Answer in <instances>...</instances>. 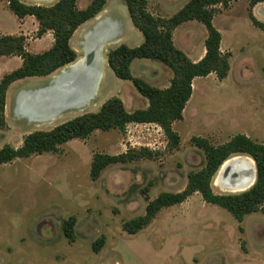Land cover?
I'll use <instances>...</instances> for the list:
<instances>
[{"label": "rangeland", "instance_id": "374dc122", "mask_svg": "<svg viewBox=\"0 0 264 264\" xmlns=\"http://www.w3.org/2000/svg\"><path fill=\"white\" fill-rule=\"evenodd\" d=\"M20 1L50 7L59 0ZM189 1L148 0L147 10L156 18L168 19ZM91 2L78 0L77 7L83 10ZM215 9L213 25L222 37V53L230 54V71L224 80L215 74L194 79L183 119L172 126L178 144L170 141L158 125L130 124L124 131H95L86 139H74L61 145L57 153L0 165V264H264V213L247 215L239 223L225 209L207 204L199 193L182 204L163 208L138 233L124 231L127 222L145 215L150 201L164 192L184 191L188 175L204 168L205 153L192 142L193 138L219 146L236 135H245L264 144V3L251 7L247 0H239L228 8L217 5ZM251 16L261 27L253 24ZM99 19L113 20L119 36L105 47L96 97L79 110L60 111L58 118L44 121L33 117L29 122L23 116L33 115L27 108V96L49 86L67 66L50 76L15 81L7 91L0 150L6 145L17 149L30 133L49 131L83 114L96 113L111 98H119L129 112L149 106L132 83L118 79L107 63L111 50L121 45L135 48L143 42L124 0H108L100 13L74 33L70 45L77 61L85 59L84 36ZM180 26L173 31L175 46L193 61L205 49L207 30L197 21ZM106 29V24H98L90 39L98 42L106 37ZM38 32L35 17L19 19L6 0L0 1L1 36H23L27 51L38 55L54 45L53 31L41 37ZM2 60L0 74L17 70L16 62L6 61V66ZM77 70V94L66 99L67 85L55 94L52 105L68 107L83 101L91 91L93 72L84 77V66ZM131 70L135 77L159 89L169 87L173 78L168 67L149 59H136ZM129 151L143 156L109 165L97 180L91 178L95 154L117 156ZM235 157L250 158L243 154ZM216 177L217 173L212 184L215 193L244 192L221 189ZM71 217L76 220L74 241H69L62 230L63 222ZM102 236L104 246L95 253L92 246Z\"/></svg>", "mask_w": 264, "mask_h": 264}, {"label": "trees", "instance_id": "16d2710c", "mask_svg": "<svg viewBox=\"0 0 264 264\" xmlns=\"http://www.w3.org/2000/svg\"><path fill=\"white\" fill-rule=\"evenodd\" d=\"M2 1V0H0ZM9 9L19 19L33 16L39 23L38 36L47 31L54 33V45L38 55L27 51L23 36H1L0 56H18L22 66L5 75L0 81V127L5 125V104L8 88L15 81L30 77H46L77 60V53L70 41L80 26L100 13L108 0H92L85 9L77 7L78 0H59L50 7L32 6L20 0H6ZM239 0H190L179 12L168 19L156 18L147 10L148 0H124L133 25L142 34L143 42L135 48L121 45L107 55V63L118 79L130 81L138 93L148 100L146 109L129 112L119 98L107 100L96 113H87L67 121L49 131H36L27 135L19 148L6 145L0 150V165L16 159H27L33 155L57 153L59 147L74 139H86L95 131H124L130 124H155L160 126L174 144L179 137L173 130V124L183 119V112L193 93V81L196 78L215 74L224 80L230 71V54L222 53L220 32L214 27L215 7ZM251 7L264 3V0H247ZM256 27L259 22L251 16ZM197 21L207 30L205 56L194 63L173 42V31L183 23ZM136 59H149L168 67L173 78L170 86L159 89L151 86L132 74L131 66ZM192 142L205 153L206 164L198 172L188 175V185L180 193H161L150 201L145 215L127 222L124 231L134 235L144 229L163 208L184 203L195 193H199L207 204L219 206L228 211L239 223L247 215L264 213V144H259L245 135H236L230 141L213 146L201 138ZM247 155L255 164L256 179L247 191L237 194H217L213 191V180L221 166L237 155ZM139 153L110 156L95 154L91 163L90 176L97 180L102 171L112 164H124L142 157ZM249 158V159H250ZM74 217L63 222V233L69 241H74ZM105 237L97 240L92 248L95 253L101 251Z\"/></svg>", "mask_w": 264, "mask_h": 264}, {"label": "bare ground", "instance_id": "6f19581e", "mask_svg": "<svg viewBox=\"0 0 264 264\" xmlns=\"http://www.w3.org/2000/svg\"><path fill=\"white\" fill-rule=\"evenodd\" d=\"M38 1H53V0H38ZM98 19V18H97ZM119 23V22H118ZM98 24H106V37L102 38L98 42H94L90 39V34L93 29ZM119 36L118 25L110 19H99L96 25L89 31L86 32L82 45V53L86 55L85 59L80 63V61H75L74 63L68 65L66 69L62 70L60 74L54 77L51 84L45 88L33 91V93L27 96L28 98V111L33 115H29V118L36 117L38 119H43L44 121L52 120L61 116L60 111L68 109L79 110L90 98L96 97L98 87L101 81L103 73L104 64V51L108 43L113 44L117 41ZM83 65L85 68L84 77L90 76V89L91 91L84 96L83 101L78 103H70L71 105L60 106L59 104L52 105L55 103V94L62 91L68 85V97L71 98L72 95L77 94L75 91V85L79 79L78 68ZM75 92V93H74ZM71 94V95H70ZM94 97V98H95ZM93 98V99H94ZM91 99L90 101H92ZM67 104V103H66ZM45 115H38V114ZM62 113V112H61ZM34 121V120H33ZM37 121V120H36ZM242 168V169H240ZM225 174V177L231 180L233 188L229 192H241L246 191L254 185L256 179V169L254 162L249 158H239L234 157L227 160L220 168L218 174ZM217 174V175H218ZM221 176V175H220ZM224 177V178H225ZM240 182V184H238ZM221 185L223 184L220 182ZM227 187V186H226ZM229 187V186H228ZM230 188V187H229Z\"/></svg>", "mask_w": 264, "mask_h": 264}, {"label": "crops", "instance_id": "0c3cea01", "mask_svg": "<svg viewBox=\"0 0 264 264\" xmlns=\"http://www.w3.org/2000/svg\"><path fill=\"white\" fill-rule=\"evenodd\" d=\"M181 27V26H180ZM174 36H175V32H174ZM173 36V42H174V44H175V37ZM43 39H44V37H43ZM42 39H40L39 41H41ZM178 49H180V48H178ZM181 50V49H180ZM182 51V50H181ZM205 53H206V49H203L200 53H199V56H198V58H196V59H194L193 60V62L194 63H197V62H199L204 56H205ZM0 59H3L2 61H3V63L5 64V62L7 61H9V62H11V61H14V62H16L17 63V69L19 68V67H21L22 66V63H23V61H22V59L20 58V57H6L5 59H4V57H0ZM191 59V58H190ZM6 66H7V64H5ZM4 65V67H6ZM5 73H7V72H2L1 74H0V79L3 77V75H5ZM10 73V72H9ZM30 79V78H29ZM21 81H27V79H25V80H21ZM21 81H19V83L21 82ZM13 85H15V83L13 84Z\"/></svg>", "mask_w": 264, "mask_h": 264}, {"label": "flooded vegetation", "instance_id": "af4514ba", "mask_svg": "<svg viewBox=\"0 0 264 264\" xmlns=\"http://www.w3.org/2000/svg\"><path fill=\"white\" fill-rule=\"evenodd\" d=\"M83 43V42H82ZM23 114V113H22ZM23 116L26 118V119H28V121L30 122L31 121V119L28 117V115H25V114H23ZM240 169H242V168H240ZM221 175V176H220ZM225 174L222 172L221 174H218L217 175V177H216V184L221 188V189H223V190H226V191H229L230 189H232L233 188V184H232V182H231V180L230 179H228L227 177H225ZM220 182H222L223 184L221 185V183ZM238 184H240V182H238ZM227 186V187H226ZM230 188H229V187Z\"/></svg>", "mask_w": 264, "mask_h": 264}]
</instances>
